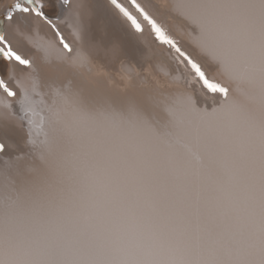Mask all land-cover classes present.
Wrapping results in <instances>:
<instances>
[{"label": "bare ground", "instance_id": "bare-ground-1", "mask_svg": "<svg viewBox=\"0 0 264 264\" xmlns=\"http://www.w3.org/2000/svg\"><path fill=\"white\" fill-rule=\"evenodd\" d=\"M10 2L0 0V17ZM175 2L151 0L148 9L184 49L201 54L209 74L231 89L228 99L205 102L190 70L155 40L146 22L144 33L137 34L122 16L97 12L89 0L77 14L63 12L54 22L76 52L95 56L118 45L121 55L98 56L80 74L66 69L84 86L83 109L59 94L58 81L18 71L17 82H23L26 95L22 104L16 102L19 116L12 141L27 139L36 149L20 167L27 173L44 163L39 149L45 143L52 151L46 183H32L28 175L18 183L8 226L24 242L14 249L0 246V264H51L48 250L36 247L38 205L57 222L72 221L71 229L90 227L92 240L80 251L81 264L264 260V86L258 25L250 30L243 18L222 9L201 31L172 6ZM54 3L59 10L60 0ZM4 21L14 33L16 26ZM23 31V38L12 36L13 43L37 66L65 60L53 28L31 22ZM138 93L162 97L147 125L129 123L109 110V99ZM183 93L197 100V110L183 104ZM4 100L0 93V116L6 111ZM21 114L28 119L23 126ZM2 215L0 209V226Z\"/></svg>", "mask_w": 264, "mask_h": 264}, {"label": "snow or ice", "instance_id": "snow-or-ice-1", "mask_svg": "<svg viewBox=\"0 0 264 264\" xmlns=\"http://www.w3.org/2000/svg\"><path fill=\"white\" fill-rule=\"evenodd\" d=\"M89 2L95 6L94 10L97 12H114L116 15L122 16L137 34L144 33V23L146 22L155 40L174 51L181 62L190 70L195 82L201 85L205 102L228 99L231 89L209 74V69L205 67L201 54L195 49L193 51L184 49L178 40L151 14L148 9L151 0H148V4L141 3L140 0H128V4L135 12L130 10L129 6H126L124 0H89ZM60 6V9L57 10L54 0H11L3 15L9 26H16L14 33H10L8 28L0 24V93L5 97L3 106L6 110L5 114L0 116V173L7 176L10 167L15 166L17 174L28 175L31 177L32 183L43 184L47 182L49 170L46 165L52 149L45 143L39 149L44 163L33 165L27 173L20 167L21 163L28 159L36 149L27 139L23 142L12 141L11 133L16 127V118L19 116L16 102L19 101L22 104L26 95L25 91L21 89L23 82H17L18 71H23L29 76L35 71L41 79L58 81L59 94L70 101L77 109H83L87 104L84 86L76 78V75H68L66 69H71L73 73L80 74L85 69H90L93 60L98 56L119 59L121 55V49L118 45H114L103 52H97L95 56L84 50L76 52L61 34L54 21L60 18L63 12L79 13L84 6V0H60ZM172 6L182 14L190 17L201 31L206 30L214 23L215 13L222 9H228L238 17L243 18L250 30H255L258 25L262 62L261 80L262 86H264V0H176ZM31 22L43 23L55 30L59 45L66 53L64 61L45 62L37 66L33 59L20 52L13 43L12 36L23 38L25 36L23 29ZM202 51L203 48L201 47ZM220 62L225 63L222 59ZM225 70H227L226 64ZM142 71L147 72L148 70L143 69ZM13 84L15 87L12 86ZM161 100L162 97L159 93H138L109 99L107 105L110 106L109 110L120 114L129 123L147 125L151 120L153 109ZM181 100L187 108L197 110L198 102L192 95L183 93L181 94ZM20 121L21 126H23L24 117H20ZM260 152L261 247L264 250V118L261 121ZM4 157H8V159L5 160ZM23 242L8 226V216L5 213L2 226H0V246L6 249H14ZM261 264H264V260L261 261Z\"/></svg>", "mask_w": 264, "mask_h": 264}, {"label": "rangeland", "instance_id": "rangeland-1", "mask_svg": "<svg viewBox=\"0 0 264 264\" xmlns=\"http://www.w3.org/2000/svg\"><path fill=\"white\" fill-rule=\"evenodd\" d=\"M24 117V114H21ZM24 122L28 119L24 117ZM3 159L7 160L8 157ZM23 175L17 174L15 166L10 167L8 175L0 173V209L4 218L7 213L10 219L11 211L15 203V196L18 183ZM40 206L36 209L34 233L36 236V247L48 250L51 264H68L72 260L74 264H81L84 258L80 251L84 244L92 240V231L89 227L83 226L80 229H71L72 221L57 222L54 218L42 213ZM65 254V255H64Z\"/></svg>", "mask_w": 264, "mask_h": 264}]
</instances>
